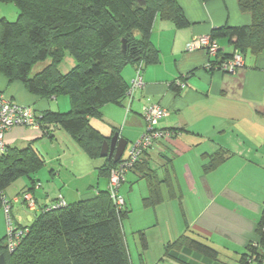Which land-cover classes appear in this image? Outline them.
<instances>
[{"label":"crops","instance_id":"0c3cea01","mask_svg":"<svg viewBox=\"0 0 264 264\" xmlns=\"http://www.w3.org/2000/svg\"><path fill=\"white\" fill-rule=\"evenodd\" d=\"M177 2L189 24L179 27L171 20L156 17L151 41L160 51V61L144 66L145 86L128 95L122 103L105 104L101 117H92L90 122L106 137L119 133L125 138L128 145L123 156H126L132 143L145 131L142 116L145 98L149 95L167 107L170 113L159 126L176 129L179 133L158 140L120 186V193L123 195L124 190L127 194L123 197L129 212L134 207L133 196L139 197L144 209L145 215L142 222L133 227V235L140 234L145 253L153 243L147 230L159 227L163 220L172 227L179 225L180 235L188 227L205 236H212L221 229L227 237L225 242L229 243L223 264H238L249 243L258 239L256 228L264 207V194L250 199L241 185L229 186L232 180L245 174V139L254 137L257 128H264V51L259 55L244 53V66L236 74L209 67V60L215 61L213 56L209 57L202 50H188L187 43L194 36L211 34L219 27L250 25L252 15L241 10L239 0ZM7 8L8 14L0 7V18L17 15L16 9ZM219 44L222 55L235 51L227 38L220 39ZM136 71L135 65L123 70L129 86ZM180 79L185 85L173 88L172 84ZM0 91L9 98L32 105L39 117L48 110L65 112L71 108L65 97L48 98L31 93L21 81H10L1 71ZM5 139L9 147L24 148L31 144L45 160L36 174L15 180L5 190L11 199L15 226H29L59 194L73 203L109 187L108 178L100 177L98 171L106 158L100 157L102 164L97 167V163H93L97 158L87 155L62 127L18 125L6 133ZM220 149L227 150L226 159L217 168L207 170L205 165L211 155ZM149 175L154 177L153 187L161 197L153 205L144 202L151 195ZM25 193L34 199V209L23 197ZM184 223L186 230L182 227ZM123 229L132 263L136 264L124 222ZM6 235L7 219L0 206V240L6 242ZM161 236L159 244L164 247L167 242L165 236ZM217 251L218 257L213 259H219L220 251ZM140 261L149 264L144 261L143 253H140Z\"/></svg>","mask_w":264,"mask_h":264},{"label":"trees","instance_id":"16d2710c","mask_svg":"<svg viewBox=\"0 0 264 264\" xmlns=\"http://www.w3.org/2000/svg\"><path fill=\"white\" fill-rule=\"evenodd\" d=\"M0 3L17 8L16 20L0 18V71L10 81H21L31 93L48 98L67 95L70 110H48L39 120L43 127L64 128L91 158L101 157L102 145L111 137L102 134L90 120L101 117L105 104L122 103L128 96L130 86L123 77L124 68L141 64L144 68L160 61V51L151 41L156 17L171 20L179 27L189 24L177 0H145V4L140 0ZM239 6L251 13V24L219 27L211 36L218 41L227 38L242 54L249 51L259 55L264 51V0H239ZM232 54L220 52L219 56ZM66 57L73 66L62 72L60 65ZM38 64L43 66L35 69ZM172 86L179 88L176 82ZM172 130L177 132L172 137L177 136L179 131ZM227 153L220 149L212 154L206 169L217 168ZM117 163L106 158L98 169L99 176L107 177L109 182L110 171ZM44 165L43 156L31 144L24 148L8 146L0 156V206L11 183L32 177ZM149 176L151 195L144 202L153 205L161 197L153 187L154 177ZM44 209L29 226H19L28 232L14 252H9L6 242L0 240V255H5L7 264H133L123 229L129 210L126 201L123 208L115 205L109 187L65 207ZM256 232L259 247L249 243L238 264H256L261 257L264 207ZM184 245L218 257V251L201 240L185 235L176 242V248L181 250L186 248ZM251 258L254 260L249 262Z\"/></svg>","mask_w":264,"mask_h":264},{"label":"built area","instance_id":"2783aa9c","mask_svg":"<svg viewBox=\"0 0 264 264\" xmlns=\"http://www.w3.org/2000/svg\"><path fill=\"white\" fill-rule=\"evenodd\" d=\"M187 49L202 50L209 57L213 56L215 61L209 60L208 66L219 69L227 74H236L238 70L244 66L243 54L238 50H235L231 57L225 58L224 56H219V53L222 50L221 45L217 39L211 36V34L194 36L187 43ZM142 71L143 65L141 64L137 67L136 76L132 80L128 95L132 96L134 91L145 86ZM176 84L184 86L185 82L180 79L177 80ZM169 113L170 111L167 107L154 101L151 96L148 95L145 98L142 108V116L145 121V131L129 147L127 155L123 156L117 165L110 171L109 190L117 207L123 208L125 206V198L120 193V186L126 181L128 174L133 170L144 151L150 149L158 140L170 138L177 133L175 130L164 129L159 126L160 121L164 117H167ZM18 125L32 128H39L42 126L39 116L32 105H26L15 99L9 98L0 91V156L8 150V144L5 139L6 133ZM23 197L29 201L30 208L34 209L36 204L32 196L25 193L23 194ZM17 198L18 196L15 197V199ZM67 204L68 202L64 196L59 194L57 199L45 207L44 210L65 207ZM1 207L4 210L7 219V248L9 252H14L28 232V229L13 224L12 203L11 199L6 194H3L2 196ZM254 245L259 247L258 240L254 241ZM260 251L261 257L259 261H256V264H264V246H260ZM252 260L254 259H249V262Z\"/></svg>","mask_w":264,"mask_h":264},{"label":"rangeland","instance_id":"374dc122","mask_svg":"<svg viewBox=\"0 0 264 264\" xmlns=\"http://www.w3.org/2000/svg\"><path fill=\"white\" fill-rule=\"evenodd\" d=\"M10 5V6H9ZM1 9L4 10L5 13L8 14L10 10H8L7 7H13L17 10L16 6L13 4H7V3H0ZM10 14V13H9ZM12 16V15H10ZM17 16V15H16ZM15 17H9L10 20H16ZM13 18V19H12ZM68 57V56H67ZM65 58V60L61 63L60 69L62 72H67L69 69L72 68V62L68 60V58ZM43 66V64H38L35 69L40 68V66ZM59 97H65V99H68L67 95H62ZM70 101V100H69ZM70 110V109H69ZM255 136L251 138H247L246 140V155L244 157V163H245V174L241 176L238 180H233L229 183V186L234 188V183L239 184L243 187V191L245 194L250 198L254 197H261L264 194V128L260 127L256 129ZM258 142V144H256ZM259 142H262L260 145ZM103 158H97V160L93 163H97V167L102 164ZM233 183V184H232ZM123 195L126 198L127 194L124 190ZM139 197L133 196L132 202L133 206L132 211L129 212L128 218L124 220V224L126 226L127 233L129 235V239L131 244H133V252H134V258L136 264H141L140 261V253H143L144 261L149 264L157 263V264H205L204 260L211 261L210 264H223L226 259L224 258L226 255V249L229 247L227 242H225V239H227L226 235H224L223 232H221V229H217L214 235L208 236L202 233L196 234L197 230L192 227H188L186 230L185 223L183 224V229L186 231L183 233V235L179 234V225H175L172 227L171 223L166 222L165 220L161 221V224L157 228H150L147 230L148 236L150 238V242H153L150 245V248L148 249V252L144 253V248L140 240V234L133 235V227L142 222L143 216L145 215L144 209L142 205L139 203ZM128 201V199H126ZM168 201V200H166ZM264 202V201H263ZM130 207L131 205L128 204ZM131 208V207H130ZM15 212V211H14ZM13 212V213H14ZM14 222V219H13ZM152 227V226H151ZM201 233V232H200ZM163 234L166 239V245L162 247L161 244H159V240H161L163 237L161 236ZM192 237L198 240H201L202 242H207L214 248L220 251L219 259H213L212 257H209L207 255L201 254L198 251H196L193 248H190L188 246H185V251L180 250L176 248V242L182 238L183 236ZM171 240V241H169ZM182 241V240H180ZM138 244V245H137ZM137 245V246H136ZM141 249V250H140ZM183 249V248H182ZM135 250V251H134ZM193 253V254H190ZM209 264V263H208Z\"/></svg>","mask_w":264,"mask_h":264},{"label":"water","instance_id":"95a60500","mask_svg":"<svg viewBox=\"0 0 264 264\" xmlns=\"http://www.w3.org/2000/svg\"><path fill=\"white\" fill-rule=\"evenodd\" d=\"M140 3L145 4V0H140ZM127 145L128 141L120 137L119 133H115L110 140L104 141L100 155L103 158L113 159L114 162H119L126 151ZM0 264H7L4 254L0 255Z\"/></svg>","mask_w":264,"mask_h":264}]
</instances>
